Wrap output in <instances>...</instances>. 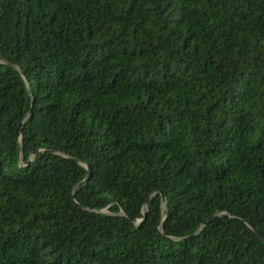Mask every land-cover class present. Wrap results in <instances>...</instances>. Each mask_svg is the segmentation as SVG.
I'll return each instance as SVG.
<instances>
[{
    "label": "trees",
    "instance_id": "obj_1",
    "mask_svg": "<svg viewBox=\"0 0 264 264\" xmlns=\"http://www.w3.org/2000/svg\"><path fill=\"white\" fill-rule=\"evenodd\" d=\"M0 264H264V0H0Z\"/></svg>",
    "mask_w": 264,
    "mask_h": 264
},
{
    "label": "water",
    "instance_id": "obj_2",
    "mask_svg": "<svg viewBox=\"0 0 264 264\" xmlns=\"http://www.w3.org/2000/svg\"><path fill=\"white\" fill-rule=\"evenodd\" d=\"M21 126V125H20ZM21 155H22V150H21ZM162 205H164V198L162 197ZM122 213H120L121 215Z\"/></svg>",
    "mask_w": 264,
    "mask_h": 264
}]
</instances>
